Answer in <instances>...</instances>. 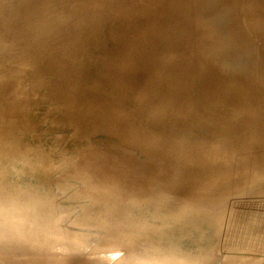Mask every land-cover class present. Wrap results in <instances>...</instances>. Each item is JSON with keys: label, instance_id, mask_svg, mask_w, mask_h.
<instances>
[{"label": "rangeland", "instance_id": "rangeland-1", "mask_svg": "<svg viewBox=\"0 0 264 264\" xmlns=\"http://www.w3.org/2000/svg\"><path fill=\"white\" fill-rule=\"evenodd\" d=\"M0 53V92L20 88L0 103V136L16 128L21 145L0 151V201L24 192L60 230L96 229L73 242L128 227L241 264V193L264 188V0H0ZM162 160L212 187L179 188L154 172ZM95 191L107 195L83 216ZM258 215L248 247L264 252Z\"/></svg>", "mask_w": 264, "mask_h": 264}, {"label": "bare ground", "instance_id": "bare-ground-1", "mask_svg": "<svg viewBox=\"0 0 264 264\" xmlns=\"http://www.w3.org/2000/svg\"><path fill=\"white\" fill-rule=\"evenodd\" d=\"M185 9L183 11L185 13H188L187 12L188 9L187 10ZM69 21L72 20L70 19ZM157 36L161 37V35H157ZM252 118L253 117L242 118L241 124L243 125L245 123L251 124ZM256 118H259L260 120L259 123L264 122V117L256 116ZM260 138L261 136H256L252 140H256ZM85 161L86 160L81 162L79 161L78 163L82 164ZM164 162L163 160L162 163L157 162L156 166L154 167L155 168L154 172L159 173L163 178L169 176L171 178H176V180H179L182 177L181 186H179V188L182 187L183 189L186 190L188 188H186L185 185L192 184V187H194L196 192H199L200 190H203L205 188L212 187V185L207 184L205 180H201V179L195 180V178L193 177L187 179L186 175L189 174L186 173L184 174L181 172H180L181 174H177L180 170L177 169L173 170V167L166 165ZM133 172L135 173L136 171ZM92 176H94V173L92 174L87 173V178L89 177L91 178ZM183 178H186L187 180H183ZM166 187H174L173 189H178V186L176 184L173 185V182H171L168 179L162 180L160 182V185L158 186V189H163ZM154 189L156 188L151 187V190H153V192H158V190L154 191ZM173 189L172 191L174 192L175 190ZM1 195H2L1 199L4 200L5 202L9 200L8 193L3 192ZM11 197H13L14 202L13 204H9V205H13V206L15 205L22 209H28V208L30 209V207H32L29 206L27 202H22L24 200L19 199L14 195H12ZM194 197L195 199L197 198L198 200V196H193V198ZM225 197H223V199ZM193 198H189L188 201ZM181 199L184 198L182 197ZM213 199L214 198L211 199L209 198L206 199V201L208 200V202L209 201L211 202L213 201ZM219 201L222 203L221 205L223 206L222 200ZM226 202L227 203L225 202L224 203L228 206L229 201ZM35 203L36 202L34 203L29 202L30 205L37 206L38 204ZM3 204L7 205L8 203L6 202ZM248 206L249 209H247ZM258 206L264 207V188H262L259 191L257 190L255 193L254 190L250 192L241 193V246L243 245V249H240L241 264H264V259L261 260V262L258 261L262 253H264L263 249L262 248L260 250L259 249L257 250L255 248L249 249L250 247L253 246L255 247L256 243H261L258 241V237H255L254 234L252 235V233L254 232L257 226L253 227V232L247 231V229L251 230L252 225H254L253 224L254 220H256L258 218L257 216H259L258 214L261 213L262 210L264 211V208L260 209L259 211V209L257 208ZM261 216H260V220L263 219L261 218ZM83 220L85 221V218H83ZM216 250H218V247ZM121 252L123 253L121 256H119ZM237 252L239 251L237 250ZM218 253L220 252L218 251ZM233 253H235V251ZM214 255L215 254L212 253L206 254L205 255L206 258L204 257L202 258L201 256L182 253L176 248H173V246L168 247L162 242H158V243L157 242L156 243L153 242H0V264H208L205 262L206 260L211 259L212 261H215L213 259L218 258L217 254H216L217 256ZM260 258L262 259V257ZM201 261L203 263H201Z\"/></svg>", "mask_w": 264, "mask_h": 264}, {"label": "water", "instance_id": "water-1", "mask_svg": "<svg viewBox=\"0 0 264 264\" xmlns=\"http://www.w3.org/2000/svg\"><path fill=\"white\" fill-rule=\"evenodd\" d=\"M74 27V25H73ZM6 53H0V76H1V65L3 64V59ZM10 85L4 87V91L0 92V103H4L9 99L11 96H17L19 94L20 88L16 83L8 81ZM13 89H16L14 91ZM13 90V91H11ZM2 97V98H1ZM6 98V100H4ZM1 122V121H0ZM22 125V124H21ZM20 126V130L23 132L26 130L27 127ZM16 128L10 129V136L3 137L0 136V151H6L7 154H17L20 150L21 145L17 142L14 143L15 132ZM27 149V148H26ZM75 150V149H74ZM140 150V149H139ZM76 152V151H75ZM28 155V152L25 153ZM74 154V153H73ZM80 156H85L84 152H80ZM8 198H10L13 193L7 192ZM23 196H27L24 192H22ZM15 197H19L18 192L15 193ZM107 195V193L103 192L101 195L99 191H95L93 194L94 198V205L91 210L86 212V215L83 216H90L91 214L95 215L99 211V203L100 197ZM22 198V202H27L30 209H22L17 206L13 205H4L6 203L4 200L0 201V242H73L76 237H89L92 238L94 232L96 231L95 228H81V229H71V230H60L54 222V219L45 220L42 216L47 215V211L45 208H42V205H39V202L35 199H25ZM115 196H113L114 198ZM30 198V197H29ZM21 199V198H19ZM98 199V200H97ZM3 202V203H1ZM29 202L34 203L36 202L38 205L33 206L30 205ZM35 203V204H36ZM111 207V206H110ZM105 206L104 203V210L112 213H104L107 215V218L115 219V218H122L125 215L129 216V213L126 209L114 206L110 208ZM110 208V209H109ZM57 218V217H56ZM107 220L104 216L103 223H106ZM116 220V219H115ZM157 237V238H154ZM160 237V236H159ZM78 242H85L84 240H79ZM93 242H167L164 240L163 237L158 238L157 235H149V236H141V233L138 229L134 228H116L112 227L107 229L103 232V235L93 241ZM114 257V255H113Z\"/></svg>", "mask_w": 264, "mask_h": 264}]
</instances>
